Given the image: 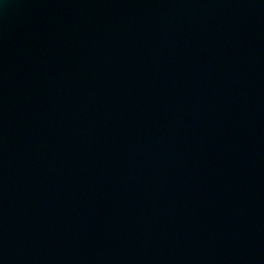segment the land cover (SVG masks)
<instances>
[{"label": "water", "instance_id": "95a60500", "mask_svg": "<svg viewBox=\"0 0 264 264\" xmlns=\"http://www.w3.org/2000/svg\"><path fill=\"white\" fill-rule=\"evenodd\" d=\"M0 264H264V0H0Z\"/></svg>", "mask_w": 264, "mask_h": 264}]
</instances>
